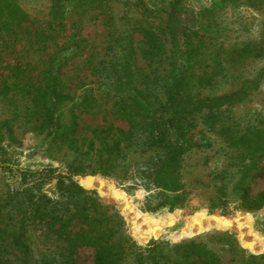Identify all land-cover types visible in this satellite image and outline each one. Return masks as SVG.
<instances>
[{
    "label": "rangeland",
    "instance_id": "obj_1",
    "mask_svg": "<svg viewBox=\"0 0 264 264\" xmlns=\"http://www.w3.org/2000/svg\"><path fill=\"white\" fill-rule=\"evenodd\" d=\"M214 1L219 0H0V264H95L96 255L94 246L67 249L57 234L59 223H48L40 214L45 200L21 186L7 167L73 169V178L86 190L80 199L113 206L128 235L142 246L143 258L154 240L166 241L165 250H172L196 239L218 253L219 264H245L249 253H264L252 251V244L264 239V205L248 209L243 200L244 189L253 199L264 191V148L256 145L264 134V50L235 73L192 90L193 97L224 100L239 90L243 79L257 81L245 95L221 101L214 126L206 116L212 104L208 99L189 114L187 137L193 146L182 154L181 171L190 194L183 207L170 213L155 209L153 169L160 154L143 145L140 132L130 136L131 124L118 113L117 97L105 88L109 79L99 70L125 34L136 48L137 64L150 73V60L141 53L148 48L143 27L162 36V64L167 66L173 50L170 27L179 16L174 9L180 13ZM244 1L248 5L229 4L215 13L220 40L228 47L264 38V0ZM50 75L57 76L58 90L66 95L51 126L44 95ZM84 177L102 178L120 190L140 214L139 227L115 199L82 186ZM45 192L61 200L53 185ZM65 201L73 205L71 197ZM60 206L49 202L50 211ZM212 214L228 216L241 231ZM145 216L158 235L149 231ZM82 228L87 229L76 221L63 232L73 235ZM126 264L146 262L131 257Z\"/></svg>",
    "mask_w": 264,
    "mask_h": 264
},
{
    "label": "trees",
    "instance_id": "obj_2",
    "mask_svg": "<svg viewBox=\"0 0 264 264\" xmlns=\"http://www.w3.org/2000/svg\"><path fill=\"white\" fill-rule=\"evenodd\" d=\"M246 2L219 0L204 7L184 8L180 13L174 9L179 16L175 17L176 21L170 27L173 50L166 62L167 66L163 67L162 64V36L150 28L143 27L140 30L148 48L142 49L141 53L150 60L152 67L150 73L143 72L142 67L137 64L138 53L131 38L124 37L125 34L114 44L113 50H110L111 56L99 67L102 75L109 79L105 83V88H108V92L113 91V95L117 97L115 105L118 113L131 124L130 136L140 132L145 136L143 145L158 150L160 154L158 163L153 169V189L158 191L155 197L156 210L170 213L176 208L183 207L189 199L190 192L182 181L181 171L182 154L193 146L187 137L189 114L195 110L194 108L201 107L204 100L208 99L212 103L209 104L211 109L206 115L213 120L210 124L214 126L219 119L218 107L223 99L193 97L192 90L211 86L219 77L228 76L229 72L235 73L234 70L238 69V66H244L249 58L263 54L264 38L260 42L243 41L241 44L236 43L237 46L229 47L221 41L220 28L215 21L216 11L229 4L237 7L248 5ZM155 63H157L156 67H154ZM261 71L264 72V67ZM56 77L50 75L44 89L47 101L45 106L47 113H50V126L55 120L54 112L66 97L58 90ZM242 83L239 90L224 97L223 101L245 95L250 84H253V88L257 86L256 79H243ZM72 122L77 126L76 115ZM262 127L263 130L264 125ZM9 130L12 132L11 128ZM256 145L258 148H264V134L261 141L256 140ZM254 154L251 156L256 158L257 155ZM5 170L21 186L36 190L41 199L45 200L42 202L43 209L40 214L48 217V223L54 224V221L59 223L57 234L62 235L61 239L64 240L63 244L67 249L71 251L81 245L96 247L95 264H126L131 257L136 261H145L146 264L220 263L218 253L196 239L178 243L172 250L171 248L165 250L164 240L151 241L143 258L140 253L142 246L136 244L128 235L124 219L113 206L103 204L96 199H80V195L86 190L73 178L77 174L73 169H68L66 172L61 168L15 171L12 167H7ZM82 182L89 187L98 188L101 194L115 199L122 205L134 227H139L137 218L140 214L134 210L131 201L114 185L95 177L85 178ZM50 185L54 186L61 200L56 201L48 197L45 190ZM67 197L72 198V206L64 204L67 203L65 201ZM243 200L246 208L259 209L264 205V191L253 199L249 190L244 189ZM52 201L63 206L50 211L49 202ZM221 216V214L210 215V217ZM222 218L228 219L232 226L236 225L239 228L228 216ZM144 220L148 224L149 231L158 235L153 220L147 216ZM76 221L87 229L82 228L73 235L63 232ZM18 242L23 244L20 239ZM134 246L139 250L132 251ZM252 247L253 252L264 251V239L254 242ZM245 264H264V253L259 255L249 253Z\"/></svg>",
    "mask_w": 264,
    "mask_h": 264
},
{
    "label": "water",
    "instance_id": "obj_3",
    "mask_svg": "<svg viewBox=\"0 0 264 264\" xmlns=\"http://www.w3.org/2000/svg\"><path fill=\"white\" fill-rule=\"evenodd\" d=\"M89 176V175H88ZM87 177V176H86ZM85 178V177H84ZM82 180H83V178L82 179H80V184L82 185V186H84V187H86V188H92V187H89V186H87V184H84L83 182H82Z\"/></svg>",
    "mask_w": 264,
    "mask_h": 264
},
{
    "label": "bare ground",
    "instance_id": "obj_4",
    "mask_svg": "<svg viewBox=\"0 0 264 264\" xmlns=\"http://www.w3.org/2000/svg\"><path fill=\"white\" fill-rule=\"evenodd\" d=\"M241 239V238H240ZM243 242V241H242Z\"/></svg>",
    "mask_w": 264,
    "mask_h": 264
}]
</instances>
